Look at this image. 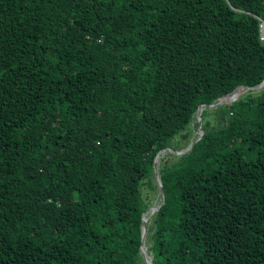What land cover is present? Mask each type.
Wrapping results in <instances>:
<instances>
[{"label": "trees", "instance_id": "1", "mask_svg": "<svg viewBox=\"0 0 264 264\" xmlns=\"http://www.w3.org/2000/svg\"><path fill=\"white\" fill-rule=\"evenodd\" d=\"M260 20L264 0H0V264H145L153 159L264 79ZM200 116L160 160L151 262L264 264V89Z\"/></svg>", "mask_w": 264, "mask_h": 264}, {"label": "water", "instance_id": "2", "mask_svg": "<svg viewBox=\"0 0 264 264\" xmlns=\"http://www.w3.org/2000/svg\"><path fill=\"white\" fill-rule=\"evenodd\" d=\"M239 88H244V87L241 86V87H238V88L234 89V90H233L229 95H227L226 97L231 96V95H232L237 89H239ZM245 88H247V89H249V90H253L254 92L261 91V90L264 89V79H263V80H262L257 86H255V87H245ZM226 97H224V98H226ZM217 103H220V100H219V101H216V102H213V103H211V104H209V105H200V106L197 108L196 112L200 111V109H201L202 107H208V109H216V106H215V105H216ZM196 112H195V113H196ZM199 121H200V122H199V125H198V136L196 137V139L194 140V142L192 143L191 146H190V144H189L186 148H184V149H182V150H180V151H175V150H172V149H170V148L163 149V150H169L171 154L178 155V156H181V155H183V154H185V153H188V152L191 150L192 146L195 144V142L198 141V140L201 138L202 134H203V131H202V129H201V117H200ZM163 150L158 151V152L156 153L154 159H153V166H152L153 174H154V178H155V181H156V183H157V186H158V188H159V190H160L161 198H162V199H161V203L158 204V205H156V206H154V212H153V213H155V212H157V211L159 210V208H160L161 205L163 204V200H164V193H163L162 184H161V181H160V177H159L158 169H156V166H155L156 157H157L158 154H159L161 151H163ZM150 208H151V207L149 206V207L145 210V212L142 214V218H141V220H142V225H141V244H142V242H143V237H144L143 215H144V214L147 212V210L150 209ZM140 255H141V257H142V259H143V261H144L145 264H152V262H151V260H152L151 256L145 257V256L142 254V252H141V246H140Z\"/></svg>", "mask_w": 264, "mask_h": 264}, {"label": "bare ground", "instance_id": "3", "mask_svg": "<svg viewBox=\"0 0 264 264\" xmlns=\"http://www.w3.org/2000/svg\"><path fill=\"white\" fill-rule=\"evenodd\" d=\"M244 89H246V91H250L249 89H247V88H244ZM242 90L239 88V89H237L231 96H229V97H226V98H223L222 100H220V103H217L215 106H218V105H220V104H222V103H225V102H228V101H235L236 100V97L240 94V92H241ZM203 108H205V107H202L201 109H200V111H198V112H196L194 115H193V117H192V120L194 119V117H195V119H194V121L192 122V126H193V135H192V138H191V140L189 141V144H190V146L192 145V143L194 142V140L196 139V137L198 136V125H199V119H200V114H201V111H202V109ZM198 124L197 125V128L195 127V124L196 123ZM189 144H187V146L189 145ZM187 146H185L184 148H186ZM183 148V149H184ZM168 153H170V152H168ZM166 154V153H165ZM165 154H162V155H159L157 158H156V161H155V166H156V169H158V166H159V162H160V160H161V158L165 155ZM168 157V156H167ZM164 160V159H163ZM157 204H152L150 207V209H148L147 210V212L145 213V215H143L144 216V218H143V223H144V237H143V242H142V244H141V252H142V254L145 256V257H148V254H147V246H146V236H147V225H148V223H149V219H150V217L152 216V214H153V212H154V206H156ZM156 213V212H155ZM156 216V215H155ZM152 221V220H151ZM150 224V223H149Z\"/></svg>", "mask_w": 264, "mask_h": 264}, {"label": "rangeland", "instance_id": "4", "mask_svg": "<svg viewBox=\"0 0 264 264\" xmlns=\"http://www.w3.org/2000/svg\"><path fill=\"white\" fill-rule=\"evenodd\" d=\"M241 92H240V94L236 97V100L237 99H239L240 97H242L243 96V94H245L247 91H246V89H244V88H241ZM250 91H252V90H250ZM196 123V122H195ZM191 128L192 129H194L193 128V126H192V123H191ZM194 131V130H193ZM180 142H179V146H180V148L178 149V150H176V151H180V150H182L183 148H184V146H185V142L184 141H182V140H179ZM168 156V157H167ZM167 158H172V154H170V153H166L162 158H161V160H165V159H167ZM160 163H161V161L159 162V165H160ZM158 168H159V166H158ZM152 186L154 187L153 189H149L148 187H147V185H144L143 186V188H142V191H143V194L146 196V199H147V202L148 203H150L151 205L152 204H160L161 203V193H160V190H159V188H158V186H157V183H156V181H155V178H154V176H153V178H152ZM150 205V206H151ZM149 223H151V217H150V219H149ZM148 223V225H147V227L150 225ZM149 243H147V240H146V246H147V249H148V247H149ZM147 254H148V256H150V254L148 253V250H147Z\"/></svg>", "mask_w": 264, "mask_h": 264}, {"label": "built area", "instance_id": "5", "mask_svg": "<svg viewBox=\"0 0 264 264\" xmlns=\"http://www.w3.org/2000/svg\"><path fill=\"white\" fill-rule=\"evenodd\" d=\"M259 40L264 43V20L259 21Z\"/></svg>", "mask_w": 264, "mask_h": 264}]
</instances>
